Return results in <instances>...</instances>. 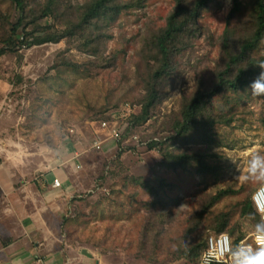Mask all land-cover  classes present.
I'll return each mask as SVG.
<instances>
[{
  "label": "rangeland",
  "instance_id": "1",
  "mask_svg": "<svg viewBox=\"0 0 264 264\" xmlns=\"http://www.w3.org/2000/svg\"><path fill=\"white\" fill-rule=\"evenodd\" d=\"M198 1L165 57L176 0H0V172L34 204L45 177L68 171L54 196L64 233L104 264H199L222 225L236 238L260 224L244 212L260 184L236 177L249 149L264 152V97L219 78L256 30L255 1ZM258 61L264 38L245 60L252 80ZM188 114L197 123L182 132ZM113 118L123 139L91 149Z\"/></svg>",
  "mask_w": 264,
  "mask_h": 264
},
{
  "label": "crops",
  "instance_id": "2",
  "mask_svg": "<svg viewBox=\"0 0 264 264\" xmlns=\"http://www.w3.org/2000/svg\"><path fill=\"white\" fill-rule=\"evenodd\" d=\"M69 175L63 170L58 178L66 182ZM44 180L47 200L27 204L13 174L0 172V264H104L65 235L63 208L54 198L59 190L52 177Z\"/></svg>",
  "mask_w": 264,
  "mask_h": 264
},
{
  "label": "trees",
  "instance_id": "3",
  "mask_svg": "<svg viewBox=\"0 0 264 264\" xmlns=\"http://www.w3.org/2000/svg\"><path fill=\"white\" fill-rule=\"evenodd\" d=\"M13 1L17 5V7L22 10V0H13ZM110 1L112 0H100V2H98V7L103 8L105 6V3H108ZM185 1L186 0H176L177 11L171 17L169 26L167 30L165 31V34L160 39V46H161L162 52L165 55V57H167L168 41L173 39L178 33L181 32V30L184 29L182 23L178 22L177 19L179 18V16H183L184 13L186 12ZM254 1H255L256 10H257L256 30L254 34L252 35V37L246 40L241 45L239 53L235 54L231 58L230 64H228L227 70L220 74L219 78L221 80L220 84L222 87L227 86V87L236 88V89L238 87L244 88L248 86L250 82L252 81V71L246 67L245 60L249 54H251L253 51H255L258 48V46L260 45L261 41L264 38V0H254ZM209 2H211V0H199L196 4V8L202 9ZM119 12L120 10L118 11V13ZM217 91H218V88H216V90L213 93L215 94V92ZM203 97L204 95H198L194 98V100L192 101V105H191L192 111L199 108L200 101L201 99H203ZM196 123H197L196 117L194 115L188 114V116L184 119L181 131L182 132L188 131L193 125H196ZM123 135H124V132L122 131L121 140L123 139ZM252 196L253 194L251 195V199L248 202L246 206V210L244 212L246 213L250 212L253 214H257L260 220V223H262L261 216L258 213L253 203ZM224 229H225V224L222 225V228H220L218 233H222ZM243 237L244 235L241 234L238 237L234 238V240L237 242L241 240ZM206 243H207V239H206ZM206 243H205V247H206Z\"/></svg>",
  "mask_w": 264,
  "mask_h": 264
},
{
  "label": "built area",
  "instance_id": "4",
  "mask_svg": "<svg viewBox=\"0 0 264 264\" xmlns=\"http://www.w3.org/2000/svg\"><path fill=\"white\" fill-rule=\"evenodd\" d=\"M134 112L130 105H126L119 111V118L127 119ZM99 127L104 133L96 132L90 144V148L96 151L105 149V144L108 140L119 142L122 138V130L119 122L116 119L102 120L99 122ZM69 134L74 136L80 142L81 138L77 136L74 128L68 129ZM137 137V136H135ZM81 153L74 151L72 159L76 160ZM79 167V166H78ZM53 187L59 188L62 182L59 178H55L52 183ZM261 185L255 190L252 196L253 203L261 216V221L264 223V192H260ZM259 193V194H258ZM253 233V232H252ZM252 233L244 236L241 240L235 241L234 238L227 232L210 234L207 238V243L203 254L200 257L199 264H229L230 257L228 250L230 247H235L237 244L247 242L255 246V241L252 238Z\"/></svg>",
  "mask_w": 264,
  "mask_h": 264
},
{
  "label": "clouds",
  "instance_id": "5",
  "mask_svg": "<svg viewBox=\"0 0 264 264\" xmlns=\"http://www.w3.org/2000/svg\"><path fill=\"white\" fill-rule=\"evenodd\" d=\"M253 67L258 68L259 73L246 90L253 97H264V61H258ZM236 178L242 183H258L261 185L260 192H264V152L255 147L249 149L246 169ZM252 238L255 246L243 242L229 248V264H264V223L255 226Z\"/></svg>",
  "mask_w": 264,
  "mask_h": 264
}]
</instances>
